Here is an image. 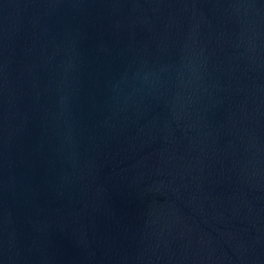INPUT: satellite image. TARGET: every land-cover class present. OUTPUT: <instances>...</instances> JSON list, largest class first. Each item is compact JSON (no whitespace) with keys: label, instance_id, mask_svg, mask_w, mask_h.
I'll return each instance as SVG.
<instances>
[{"label":"water","instance_id":"95a60500","mask_svg":"<svg viewBox=\"0 0 264 264\" xmlns=\"http://www.w3.org/2000/svg\"><path fill=\"white\" fill-rule=\"evenodd\" d=\"M0 264H264V0H0Z\"/></svg>","mask_w":264,"mask_h":264}]
</instances>
